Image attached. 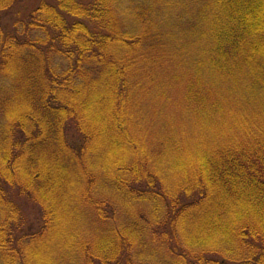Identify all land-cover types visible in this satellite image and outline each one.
<instances>
[{"label": "trees", "instance_id": "trees-1", "mask_svg": "<svg viewBox=\"0 0 264 264\" xmlns=\"http://www.w3.org/2000/svg\"><path fill=\"white\" fill-rule=\"evenodd\" d=\"M0 264H264V0H0Z\"/></svg>", "mask_w": 264, "mask_h": 264}, {"label": "rangeland", "instance_id": "rangeland-1", "mask_svg": "<svg viewBox=\"0 0 264 264\" xmlns=\"http://www.w3.org/2000/svg\"><path fill=\"white\" fill-rule=\"evenodd\" d=\"M173 114H174V112L171 113V115H173ZM145 115L147 117L146 119L148 120V122H150L154 127L158 126L157 125L158 124L157 123V120L161 121V118H162V114L158 115L157 113H154L151 109L147 110V112L145 113ZM171 115H170V117H171ZM152 117H155V118H152ZM182 123L187 124L188 122L185 121V120H180V121H178L177 119L174 120V124L177 127L180 126V129H179L178 132H179V134H180L181 137H211V134H209V135H206V134H203L202 135V134H200V135H193V136H191V135L187 134L186 132H180L181 129L184 127V125ZM204 129H206V128H203V131H204ZM215 137H219V133H218V135L215 134Z\"/></svg>", "mask_w": 264, "mask_h": 264}]
</instances>
